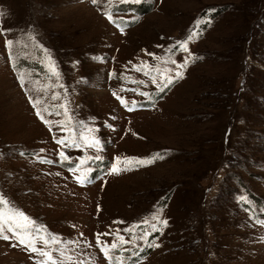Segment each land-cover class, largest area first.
<instances>
[{
	"label": "rangeland",
	"instance_id": "rangeland-1",
	"mask_svg": "<svg viewBox=\"0 0 264 264\" xmlns=\"http://www.w3.org/2000/svg\"><path fill=\"white\" fill-rule=\"evenodd\" d=\"M263 22L264 0H0V209L56 237L57 264H110L114 243L123 264H264ZM0 264L49 262L13 237Z\"/></svg>",
	"mask_w": 264,
	"mask_h": 264
},
{
	"label": "snow or ice",
	"instance_id": "snow-or-ice-1",
	"mask_svg": "<svg viewBox=\"0 0 264 264\" xmlns=\"http://www.w3.org/2000/svg\"><path fill=\"white\" fill-rule=\"evenodd\" d=\"M119 2L121 4H140L142 3V0H119ZM93 4L97 3V0H92ZM109 3H112V0H109ZM105 15L107 16V18L109 19L110 22L115 23L116 21L113 19V14L112 12H105ZM202 21H197V29L199 28V25ZM199 35V32L194 31L193 33H191L189 35V40L195 38V36ZM8 45L12 44V41H8L7 42ZM180 49H182L183 51L187 52L188 51V47H187V41L184 42H178ZM172 63H176L175 61H172ZM187 64V61H185V64H181L179 65L180 68H184ZM141 69L137 68V71H140ZM147 74V73H146ZM182 73L181 72H177L176 73V77L178 78H182ZM20 81H21V86L24 85V78L23 76L20 77ZM156 80L155 78H153V83H155ZM173 83V78L172 77H165L164 78V82L160 85V90L163 91L165 88H167L169 85H171ZM115 95V93H114ZM52 99L55 100L57 99V97L55 95L52 96ZM117 99L120 100V102L122 104H124L125 106H127V102L124 101L121 97L117 96ZM30 103H32V106L34 109H36V115L38 118H40L45 124H49L50 122L46 119H44V116L42 115V111L41 108L39 107L42 103L43 100L40 98H36V99H32L30 97ZM131 110V109H129ZM43 111H48L47 108H44ZM59 114V113H57ZM61 130H65L63 127L61 128ZM91 131V130H90ZM81 140L84 141V146L86 147H90V148H95L97 151H100V141L94 137L92 138H87V137H80ZM56 143L63 146V147H81V143L77 141V139L75 137L71 136V133H69V136H65L62 138H59L56 140ZM60 158L62 161H67L70 158L63 152L61 151L59 153ZM163 156L160 154H156V156L148 159V160H143L140 158H116V163H114L111 166V173L110 174H119L121 171L123 170H131L130 165L138 164V165H144L146 163H153L156 159H162ZM89 159H93V157H87L85 159H81L79 164H77L75 167L70 168V171L73 172H77L80 170V167L87 163V160ZM94 159L96 160H101L102 157H100L99 155L95 156ZM120 165H124L123 168L120 167ZM91 171L90 169H86L84 172V175H82L81 177H79V179L81 181L83 180H87L88 176L87 173ZM0 205H4L5 207H7L8 202L6 200H4L2 197H0ZM153 219H157V217H154ZM161 223L164 226H167V221H161ZM261 224H264V221H260ZM152 230L156 231V226L152 225ZM41 230L37 229L34 227V222L31 221L26 215H24L22 212L19 211H14L9 209L8 211H4L3 209H0V238L5 239V240H9L13 237L17 238L19 243L22 245H25L26 247L30 248L31 251L33 252H37L40 256L45 257L47 259V261L49 262V264H57L56 260L53 258L52 255V251L49 249V245L50 244H57L59 243V241L57 240L56 237H44V236H40L39 232ZM125 231H129L132 232L133 229H125ZM11 233V236L6 235L5 233ZM99 235H97V244L100 245V239H99ZM107 235V234H105ZM143 238V237H141ZM119 242L120 245L129 243V241H125L123 237H119ZM37 240H39L43 245L44 248H37L36 247V243ZM119 245L117 244H112L110 246L111 250H114L118 247ZM156 247H158L159 245H155ZM44 249H49V250H44ZM110 249L107 246L102 247V251L104 252L105 257L110 261V264H123V261L113 257L112 255H110ZM57 251H60V254L63 256V251L57 249ZM66 259L71 260V256L66 257ZM79 264H85V262H79ZM87 264H94V262L92 261H88Z\"/></svg>",
	"mask_w": 264,
	"mask_h": 264
},
{
	"label": "trees",
	"instance_id": "trees-1",
	"mask_svg": "<svg viewBox=\"0 0 264 264\" xmlns=\"http://www.w3.org/2000/svg\"><path fill=\"white\" fill-rule=\"evenodd\" d=\"M128 8L137 9L136 7H133V6H130ZM114 11H123V12H126L127 9H125L124 7L121 6V7H117ZM134 11L139 12L140 13L139 15H143V14L149 13L150 9L149 8H144V10H142V11H138V10H134ZM263 25H264V22H263ZM262 41L264 43V37H263Z\"/></svg>",
	"mask_w": 264,
	"mask_h": 264
}]
</instances>
